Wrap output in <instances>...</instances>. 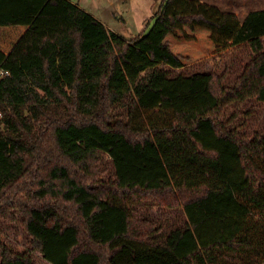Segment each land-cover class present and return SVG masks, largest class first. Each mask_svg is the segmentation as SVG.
<instances>
[{
	"label": "trees",
	"instance_id": "obj_1",
	"mask_svg": "<svg viewBox=\"0 0 264 264\" xmlns=\"http://www.w3.org/2000/svg\"><path fill=\"white\" fill-rule=\"evenodd\" d=\"M155 17L127 38L71 0H0V215L18 208L31 242L0 228V264H263L264 133L227 108L264 101V9L164 0ZM242 44L232 84L169 69ZM131 200L187 226L152 242Z\"/></svg>",
	"mask_w": 264,
	"mask_h": 264
},
{
	"label": "rangeland",
	"instance_id": "obj_2",
	"mask_svg": "<svg viewBox=\"0 0 264 264\" xmlns=\"http://www.w3.org/2000/svg\"><path fill=\"white\" fill-rule=\"evenodd\" d=\"M200 1L215 5L223 12L235 13L241 19L252 10L264 8V0ZM82 2L89 8L90 13L103 18L112 30L130 38L140 32L147 33L153 27L156 21L155 14L164 0H83ZM121 16L123 20L120 18ZM252 55L253 52L250 47L247 44H242L231 46L220 53L207 50L202 59L183 68L169 69L173 75H190L198 71L225 72L226 83L232 84ZM124 111L121 116H124ZM158 111L150 113L147 118L142 117V123L151 117H158ZM234 113L236 114L235 125H238L243 131L250 134L255 131L264 133V101L254 98L245 102H237L227 108L228 117ZM160 115L159 119L162 121L169 118V114ZM100 171L104 179H109L115 175L113 160L106 153L102 154ZM129 209L136 218H148L159 227L158 232L150 237V241L155 243L163 242L171 230L187 226V215L182 206L167 207L153 200H131ZM10 213L13 217L0 215V228L15 244L30 245V237L24 225V215L18 208H12Z\"/></svg>",
	"mask_w": 264,
	"mask_h": 264
},
{
	"label": "crops",
	"instance_id": "obj_3",
	"mask_svg": "<svg viewBox=\"0 0 264 264\" xmlns=\"http://www.w3.org/2000/svg\"><path fill=\"white\" fill-rule=\"evenodd\" d=\"M71 1H73V2H75V3H78L81 7H83L85 10H87V11H89V12H91L90 10H89V8H87L84 4H83V0H71ZM262 9H264V8H262ZM256 10H258V9H256ZM93 15L95 16V17H97L99 20H101L102 22H104L109 28H111L110 26H109V24H107L106 23V21L105 20H103V18H101L100 16H98V15H96V14H94L93 13ZM121 19H122V16L120 17ZM123 20V19H122ZM141 33V32H140Z\"/></svg>",
	"mask_w": 264,
	"mask_h": 264
}]
</instances>
